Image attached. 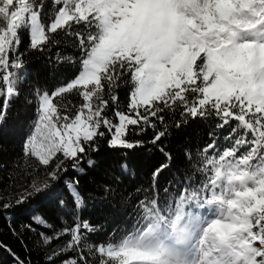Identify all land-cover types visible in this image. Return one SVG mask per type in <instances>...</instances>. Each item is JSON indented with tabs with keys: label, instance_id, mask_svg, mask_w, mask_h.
Masks as SVG:
<instances>
[{
	"label": "snow or ice",
	"instance_id": "obj_1",
	"mask_svg": "<svg viewBox=\"0 0 264 264\" xmlns=\"http://www.w3.org/2000/svg\"><path fill=\"white\" fill-rule=\"evenodd\" d=\"M48 7L45 0H0V124L29 74L24 51L58 45L64 32L77 41L80 66L68 82L38 88L27 101L35 118L23 154L46 179L14 203L0 201V213H28L19 226L7 222L12 234L36 233L43 247L67 237L43 264H264V0H51L45 24ZM65 61L76 62L57 63ZM125 76L132 87L121 108L116 89ZM70 93L78 105L63 103ZM177 110L176 129L189 118L217 123L198 159L184 151L193 174L177 170L161 189L159 178L174 164L166 115ZM148 129L149 140L129 139ZM105 137L123 155L140 149L166 161L152 170L148 190H137L145 195L137 196L133 230L118 243L93 240L102 226L84 216L80 189L102 163L89 154H99L98 138ZM105 175L103 198L111 200L122 178ZM37 201L55 211L59 225L31 207ZM0 249L12 264H31L7 244Z\"/></svg>",
	"mask_w": 264,
	"mask_h": 264
},
{
	"label": "trees",
	"instance_id": "obj_2",
	"mask_svg": "<svg viewBox=\"0 0 264 264\" xmlns=\"http://www.w3.org/2000/svg\"><path fill=\"white\" fill-rule=\"evenodd\" d=\"M45 2L49 7L42 16V22L47 24L50 22L49 17L52 15L53 9L51 0H45ZM73 27L74 32L87 34L88 30L84 26L74 25ZM21 38V51H24L27 48L28 40L26 32L23 30ZM56 39L60 43L47 46L43 52L24 51L23 61L29 74L26 79L17 84L20 97L10 107L6 121L0 124V201L14 203L15 199L25 194L26 189L30 190L29 186L33 181L41 178L37 183L40 184L46 179V174L36 167L35 161L25 158L23 154L25 132L35 118L34 106L27 101L35 100L34 93L38 88L50 91L61 83L68 82L80 67L79 50L74 37L60 32ZM61 57H72L76 62L74 64L67 61L57 63ZM105 87L104 98L108 99L107 85ZM131 87L130 76H125L116 89L121 108L127 104ZM69 101L71 102L69 107H72L80 103V98L78 94L70 93L66 95L63 103L68 104ZM109 114L111 115V112ZM181 119L179 110L174 115H166L171 136L165 139V144L170 147L174 164L159 178L161 189L177 175V170L181 175L193 174L190 165L186 163L184 151L186 148H191L193 159H198L199 150L211 142L208 133L215 128V123H217L215 117H211L207 121L200 119L193 121L189 118L187 124L176 129L175 122ZM230 130L222 131L219 140L221 146H224V136ZM152 134L153 130L148 129L142 136H136L135 133L130 134L129 139L147 141L152 137ZM98 144L99 154L90 153L89 155L102 163L95 170L89 171L88 175L81 180L80 185L86 203L84 216L90 217L96 225L102 226L100 234L93 236V240L118 243L133 230L135 224L133 213L137 196L143 199L145 195V191L138 193L137 190H148L152 170L166 161L159 153L140 149L129 151L127 155H123L122 151L108 148L107 137L98 138ZM124 163L127 164V172L121 167V164ZM106 173L122 178L119 191L111 200L103 198L104 184L107 182ZM196 178L200 179L198 174H196ZM161 196L163 197V192H161ZM31 207L40 208L51 218V222L59 225L55 211L49 209L46 204L37 201ZM27 216V212L0 213V243L9 245L22 258L30 256L31 264H43L46 255L51 254L53 249L64 246L68 238L65 237L51 247H43L36 233L24 232L22 235H13L7 227V222L12 221L19 226L21 223L27 222ZM29 250L31 251L29 252ZM0 264H12V259L2 249H0Z\"/></svg>",
	"mask_w": 264,
	"mask_h": 264
},
{
	"label": "rangeland",
	"instance_id": "obj_3",
	"mask_svg": "<svg viewBox=\"0 0 264 264\" xmlns=\"http://www.w3.org/2000/svg\"><path fill=\"white\" fill-rule=\"evenodd\" d=\"M42 177H43V176H42ZM37 178H38V177H37ZM43 178H44V177H43ZM40 179H41V178H38L36 181H33L31 184H33L34 182H35V183H38V181H40ZM44 180H45V179H44ZM31 184H30V185H31Z\"/></svg>",
	"mask_w": 264,
	"mask_h": 264
}]
</instances>
